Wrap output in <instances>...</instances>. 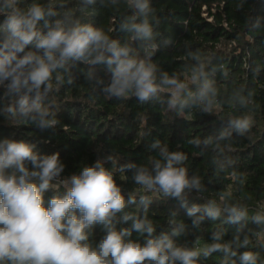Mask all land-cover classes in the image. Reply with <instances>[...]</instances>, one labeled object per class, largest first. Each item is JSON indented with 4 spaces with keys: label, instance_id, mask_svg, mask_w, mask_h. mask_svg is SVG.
Returning a JSON list of instances; mask_svg holds the SVG:
<instances>
[{
    "label": "clouds",
    "instance_id": "9594fccd",
    "mask_svg": "<svg viewBox=\"0 0 264 264\" xmlns=\"http://www.w3.org/2000/svg\"><path fill=\"white\" fill-rule=\"evenodd\" d=\"M105 7L120 13L118 28L123 40L113 39L111 28L85 22L77 15L97 0H0V120L9 127L32 126L41 131L55 129L59 105L56 94L76 83L80 70L92 91L109 100L134 97L140 104L159 100L169 112L192 118V110L211 113L218 98L215 82L209 78L199 52L190 53L194 63L180 76L169 74L154 62L159 50L157 29L160 19L152 0H101ZM103 71L104 76L100 75ZM240 107L248 99L239 92L234 97ZM253 125L250 116L230 119L217 141L233 133L244 136ZM199 146L200 141H192ZM208 141L206 140L205 143ZM152 149L159 158L148 165L127 162L118 166L131 172L143 193H159L180 201L192 226L206 218L237 226L231 241L214 232L212 243L203 249L180 245L174 239L185 225L171 232L156 233L147 215L126 212L136 203V194L127 198L106 164L111 156L97 158L78 171L64 175L65 164L59 153L44 154L35 143L11 137L0 138V264H198L199 258L215 252L224 256L223 264H264L252 246L251 236L264 246V211L249 216L248 208L220 201L188 206L187 196L202 189L198 177H189L183 166L186 155L169 151L155 141ZM59 185L63 194L45 198ZM140 195L145 212L150 204ZM131 221L127 228L118 224ZM251 222L259 231L241 233ZM103 235L93 242V230ZM135 232L143 242L133 240Z\"/></svg>",
    "mask_w": 264,
    "mask_h": 264
},
{
    "label": "trees",
    "instance_id": "16d2710c",
    "mask_svg": "<svg viewBox=\"0 0 264 264\" xmlns=\"http://www.w3.org/2000/svg\"><path fill=\"white\" fill-rule=\"evenodd\" d=\"M73 2L78 4L79 0ZM152 4L160 19L159 50L154 62L169 74L184 76L194 63L190 53L199 52L218 89L217 104L211 113L193 109L192 118L187 119L186 115L169 112L159 100L140 104L134 97L123 101L106 99L85 82L80 71L84 66L80 65L76 83L65 86L55 96L60 121L55 129L9 127L0 120V138L23 139L35 143L44 154L59 153L65 164L64 175L97 158L111 156L106 167L113 170L125 197L128 193L136 194V203L128 205L125 211L147 215L157 234L171 232L182 223L185 231L174 238L176 242L203 249L213 242L211 236L217 231L223 233L224 242L231 241L237 226L227 223L226 215H222L217 220L206 218L193 227L180 201L159 193L141 192L132 173H121L118 166L127 162L148 165L159 158L158 150L151 145L160 141L169 151L183 152L188 176L201 181V191L188 194V206L220 201L223 196L229 204L246 206L249 216L264 210V0H152ZM120 13H125L123 7ZM120 13L97 0L77 15L85 22L106 30L111 28L112 38L123 40L125 34L118 28ZM100 75L104 76L103 71ZM238 92L248 99L246 107L235 102ZM243 115L253 120L248 133H233L229 139L216 140L230 119ZM194 140H199L200 145H195ZM63 192V187L57 185L45 193V198ZM140 195L151 201L146 212ZM130 226L131 221L118 224L117 228ZM257 230L256 225L248 222L241 236ZM102 235L101 227L96 226L91 239L96 242ZM131 238L140 242L144 239L135 232ZM246 250L257 252L264 260V246L258 242L252 241L249 249H240ZM224 259L222 253L215 252L207 257L202 255L198 264H223ZM232 260L239 264L238 259Z\"/></svg>",
    "mask_w": 264,
    "mask_h": 264
},
{
    "label": "built area",
    "instance_id": "2783aa9c",
    "mask_svg": "<svg viewBox=\"0 0 264 264\" xmlns=\"http://www.w3.org/2000/svg\"><path fill=\"white\" fill-rule=\"evenodd\" d=\"M257 231H259V230H257ZM261 237H264V233H261ZM252 241H254V242H258V237H256V236H252Z\"/></svg>",
    "mask_w": 264,
    "mask_h": 264
},
{
    "label": "rangeland",
    "instance_id": "374dc122",
    "mask_svg": "<svg viewBox=\"0 0 264 264\" xmlns=\"http://www.w3.org/2000/svg\"><path fill=\"white\" fill-rule=\"evenodd\" d=\"M264 211V210H263Z\"/></svg>",
    "mask_w": 264,
    "mask_h": 264
}]
</instances>
